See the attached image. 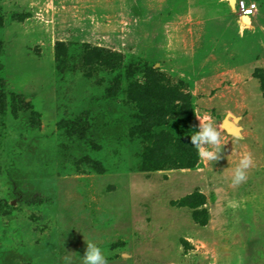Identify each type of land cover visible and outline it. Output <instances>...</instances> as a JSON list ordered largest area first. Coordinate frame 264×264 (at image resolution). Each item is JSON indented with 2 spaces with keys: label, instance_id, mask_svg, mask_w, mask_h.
Segmentation results:
<instances>
[{
  "label": "rangeland",
  "instance_id": "obj_1",
  "mask_svg": "<svg viewBox=\"0 0 264 264\" xmlns=\"http://www.w3.org/2000/svg\"><path fill=\"white\" fill-rule=\"evenodd\" d=\"M233 1L0 0V264H264V0Z\"/></svg>",
  "mask_w": 264,
  "mask_h": 264
},
{
  "label": "clouds",
  "instance_id": "obj_2",
  "mask_svg": "<svg viewBox=\"0 0 264 264\" xmlns=\"http://www.w3.org/2000/svg\"><path fill=\"white\" fill-rule=\"evenodd\" d=\"M198 131L190 135L191 143L197 149L198 155L204 161H217L220 153L221 136L210 117L200 118ZM253 165L252 157L245 153L234 169L232 184L239 185L247 180V170ZM83 264H109L104 251L96 243L87 242V248L81 257Z\"/></svg>",
  "mask_w": 264,
  "mask_h": 264
},
{
  "label": "built area",
  "instance_id": "obj_3",
  "mask_svg": "<svg viewBox=\"0 0 264 264\" xmlns=\"http://www.w3.org/2000/svg\"><path fill=\"white\" fill-rule=\"evenodd\" d=\"M238 8L241 12L242 19L248 18L250 19V21H252V19L256 17L258 13V4L256 2H248L245 0H241L238 3Z\"/></svg>",
  "mask_w": 264,
  "mask_h": 264
},
{
  "label": "bare ground",
  "instance_id": "obj_4",
  "mask_svg": "<svg viewBox=\"0 0 264 264\" xmlns=\"http://www.w3.org/2000/svg\"><path fill=\"white\" fill-rule=\"evenodd\" d=\"M243 21H244V19H243ZM244 22L246 23L245 26H247V27L251 26V21L245 20ZM224 126L228 127L229 129H231L230 132H233L234 134H239L240 133V128H239V126L237 124L236 119L230 120L229 118H227V121L225 122Z\"/></svg>",
  "mask_w": 264,
  "mask_h": 264
},
{
  "label": "water",
  "instance_id": "obj_5",
  "mask_svg": "<svg viewBox=\"0 0 264 264\" xmlns=\"http://www.w3.org/2000/svg\"><path fill=\"white\" fill-rule=\"evenodd\" d=\"M234 2V1H233ZM245 20H248V21H250V19H248V18H244V21ZM227 121V118L225 119V121H224V123H223V126H224V124H225V122ZM236 121L238 122V119H236ZM225 127V126H224ZM226 128V130H228L229 132L231 131V129H229L228 127H225ZM233 133V132H232Z\"/></svg>",
  "mask_w": 264,
  "mask_h": 264
}]
</instances>
